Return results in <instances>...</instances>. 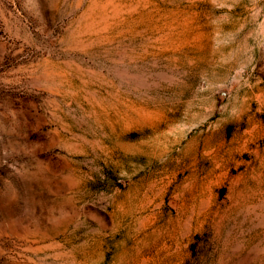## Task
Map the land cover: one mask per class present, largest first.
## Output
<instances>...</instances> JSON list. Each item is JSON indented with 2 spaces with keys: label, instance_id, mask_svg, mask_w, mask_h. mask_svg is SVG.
I'll use <instances>...</instances> for the list:
<instances>
[{
  "label": "rangeland",
  "instance_id": "obj_1",
  "mask_svg": "<svg viewBox=\"0 0 264 264\" xmlns=\"http://www.w3.org/2000/svg\"><path fill=\"white\" fill-rule=\"evenodd\" d=\"M0 264H264V0H0Z\"/></svg>",
  "mask_w": 264,
  "mask_h": 264
}]
</instances>
